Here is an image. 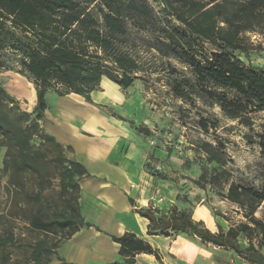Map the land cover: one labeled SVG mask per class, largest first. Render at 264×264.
Listing matches in <instances>:
<instances>
[{
	"label": "trees",
	"instance_id": "trees-1",
	"mask_svg": "<svg viewBox=\"0 0 264 264\" xmlns=\"http://www.w3.org/2000/svg\"><path fill=\"white\" fill-rule=\"evenodd\" d=\"M165 4L162 11L183 27L167 17L159 20L148 0H0V49L6 35L11 36L7 21L34 36L33 40L12 36L10 44L24 54L22 70L35 89L32 111L13 109L12 117L1 105L6 100L13 102L14 98L0 85V148H5L2 169H11L21 176L36 170V159L45 158L46 153L39 156L32 151L33 136L47 141L60 154L63 145L44 133L40 124L48 108L45 94H75L90 102V94L98 90L102 77L121 89L130 87L141 69L126 50V46H131L130 31H150V39L144 40L148 48L161 55H174L193 76L191 80L174 81V95L191 104L196 94L204 103L217 106L227 119L247 129L243 140L259 151L262 183L255 189L227 182L222 197L235 204L246 219L227 229L217 225L213 231L203 221L194 219L185 207L177 209L175 205L167 212L151 207L135 211L147 220L148 235L189 232L204 243L231 250L249 264H264V221L254 215L264 202V66L245 63L235 55L251 50L244 37L246 33L264 32V0H167ZM157 26L160 33L153 32ZM204 43L213 46L214 51H205ZM257 114H263V119L255 125ZM116 118L124 120L121 116ZM197 124L204 134H209L206 118H200ZM134 129L143 134L149 132L138 126ZM214 141L215 145L209 141L201 143L205 162L199 164L198 176L193 181L201 188L225 174L223 145L217 139ZM66 149L72 151L70 146ZM153 154L148 158L152 159ZM57 163L64 208L50 219H44L41 213L33 215L29 225L45 233L64 232L66 240L80 227L91 225L79 210L78 182L88 172L75 159L65 160L59 155ZM152 163L155 161H148V166ZM128 200L133 206V200ZM109 236L118 245L117 253L123 261L102 264H137L134 257L138 253L160 260L156 248L133 232ZM241 239L245 245L240 243ZM58 246L54 244L50 249L44 241H37L32 248V264H49ZM42 255H49L48 260L43 261Z\"/></svg>",
	"mask_w": 264,
	"mask_h": 264
},
{
	"label": "rangeland",
	"instance_id": "rangeland-1",
	"mask_svg": "<svg viewBox=\"0 0 264 264\" xmlns=\"http://www.w3.org/2000/svg\"><path fill=\"white\" fill-rule=\"evenodd\" d=\"M166 1L148 0L159 20L167 17L173 24L183 27L170 14L162 11ZM6 27L11 36L6 35L3 48L0 49V85L14 101L6 100L1 106L13 117L15 115L13 109L28 113L32 111L35 104V89L22 70L24 54L11 46V39L15 36L22 40L27 38L33 40L34 36L29 31L20 30L10 21L6 22ZM130 32L131 46H126V50L141 67L133 84L126 89L119 87L113 92L111 87L104 84V95L99 88L92 91L91 101L87 103L102 112H94L73 99L63 101L58 99L55 92L48 91L46 95L50 104L48 109L50 116L63 123L59 126L60 129L65 127V123L93 130H101L104 121L108 122L104 115L108 118L123 117L124 120L119 119L121 123L134 133L114 137L113 147L116 149L119 144L122 146L123 142L126 147L139 137L140 146L147 154L144 163L146 173L157 179L166 177L179 183L177 185L179 196L175 205L177 209L185 207L194 219L203 221L213 231H216L217 225L227 229L230 225L246 222L242 211L224 199L222 193L229 181L255 189L261 186V158L257 147L248 145L243 140V134L247 129L227 119L217 106L210 102L204 103L196 94L192 96L191 104L175 96L171 89L174 81L193 79L188 66L172 54L165 56L152 48L149 49L144 40L150 39V31L144 32L133 28ZM153 32L160 33L159 26ZM244 37L251 50L246 54L235 52V55L245 63L264 66V32L246 33ZM203 47L207 52L214 51V47L208 43H204ZM113 93L114 95L118 93L121 97L114 104ZM64 97L68 99L72 98V95ZM254 117L257 125L262 121L263 114ZM200 118L207 119L209 134H204L200 130L197 124ZM49 121L57 125L56 121L53 122L52 119ZM213 125H216V128ZM137 126L146 128L149 132L147 134L138 132L134 129ZM105 136L95 134L88 142L91 145L102 143ZM214 139L223 145L225 174H219L218 178L212 179L201 188L193 182L198 176L199 164L205 162L201 143L209 141L215 145ZM150 140L153 141L152 144ZM31 149L34 153H46L45 158H39V154L37 156L39 159L35 162L36 170L21 176L13 174L11 169L5 171L2 169L5 148H0V264H32V248L37 241H44L52 249L54 244L60 245L65 240L64 232L45 233L35 230L30 227L29 220L38 213H41L44 219H50L63 210L65 195L60 188L57 158L61 155L65 160L74 159L72 152L63 146L59 154L56 148L50 147L49 143L41 140L39 136H33ZM130 149L128 148V153H131ZM119 152L116 154L121 156L122 153ZM151 152L157 153V156L153 154L152 159L148 158ZM128 153L125 155L126 158L135 162L137 156H130ZM151 160L159 163L158 170L152 165L148 166V161ZM37 193L38 196H34ZM161 198L157 204L164 210L156 209L162 212L169 211L172 206L166 208V199L163 195ZM254 215L264 221V202L257 207ZM90 223L88 228L105 233L97 224ZM149 240L163 262L152 259L148 264H249L231 250L204 243L189 232H176L169 236L151 235ZM253 241L256 242V237ZM240 243L246 244L244 239H241ZM48 257L49 255H42V260ZM135 261L138 264H147L140 257L135 258Z\"/></svg>",
	"mask_w": 264,
	"mask_h": 264
},
{
	"label": "crops",
	"instance_id": "crops-1",
	"mask_svg": "<svg viewBox=\"0 0 264 264\" xmlns=\"http://www.w3.org/2000/svg\"><path fill=\"white\" fill-rule=\"evenodd\" d=\"M104 84L111 87L112 92L119 88L115 83L102 77L99 90H102L103 95L105 91ZM68 95H72V98L66 99L64 96H58V99L63 101L73 99L79 105L85 106L94 112H102L93 108L81 96ZM113 96V104L121 98L118 93L116 95L113 93ZM45 97L47 100L46 94ZM47 105L48 108L45 110L41 122L44 132L54 137L64 147L70 146L73 158L80 162L88 172V175L78 182L80 214L84 220L97 224L105 231L102 234L92 228L80 227L77 232L59 245L56 249L57 255L51 257L49 264L121 262L123 258L117 253L118 245L110 239L109 235L117 236L125 231L135 233L153 246L149 240L151 235H148L146 231L148 222L140 217L135 209L151 207L163 211L164 209H161L157 204L158 194L163 195L166 199V208L167 206L176 205V195L179 192L177 185L179 183L157 179L146 173L144 163L147 154L145 149L140 146L139 137H136V140H133V143L126 147L124 142L122 146L119 144L116 149L113 147L114 137L134 133L131 129L126 128L118 118L113 116L108 118L104 115V118L108 119L110 124L104 121L101 130L81 129L64 123L65 127H62V129H65L63 131L59 128L63 123L50 116L48 101ZM50 119L53 122L56 121L57 125L52 124L49 121ZM95 134L106 136L102 143L97 142V144L91 145L88 139H92ZM128 148H131V153H128ZM119 151L122 153L121 156L116 154ZM127 153L130 156H137V160L134 162L126 158ZM156 154L154 153L155 156H157ZM156 189L159 190L156 191ZM128 199L133 200V206ZM137 257H140L147 264L155 259L153 255L145 253L136 254L134 259ZM159 262H163V259L160 258Z\"/></svg>",
	"mask_w": 264,
	"mask_h": 264
},
{
	"label": "built area",
	"instance_id": "built-area-1",
	"mask_svg": "<svg viewBox=\"0 0 264 264\" xmlns=\"http://www.w3.org/2000/svg\"><path fill=\"white\" fill-rule=\"evenodd\" d=\"M150 143L152 144L153 141L150 140ZM152 167L158 170V169L160 168V165H159V163H154V164L152 163ZM156 200H157L158 202L162 200V198H161V196H160L159 194H158V197H157Z\"/></svg>",
	"mask_w": 264,
	"mask_h": 264
}]
</instances>
